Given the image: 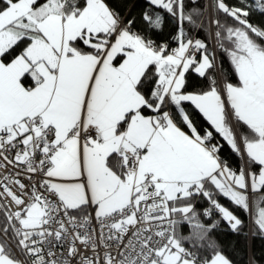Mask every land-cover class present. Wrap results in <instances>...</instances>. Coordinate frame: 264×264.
Masks as SVG:
<instances>
[{"label": "snow or ice", "instance_id": "snow-or-ice-1", "mask_svg": "<svg viewBox=\"0 0 264 264\" xmlns=\"http://www.w3.org/2000/svg\"><path fill=\"white\" fill-rule=\"evenodd\" d=\"M148 5L137 26L109 0H0V264H232L221 198L264 234V0H212L211 44L197 0ZM168 17L175 46L150 36Z\"/></svg>", "mask_w": 264, "mask_h": 264}, {"label": "trees", "instance_id": "trees-1", "mask_svg": "<svg viewBox=\"0 0 264 264\" xmlns=\"http://www.w3.org/2000/svg\"><path fill=\"white\" fill-rule=\"evenodd\" d=\"M112 7L118 10L121 15L125 17H131L138 22L137 26H140L141 14L145 11H150L151 8L148 5V0H109ZM186 3H190V0H186ZM200 6V11L203 12L202 23L205 25L202 29L192 31L191 34L197 38L205 39L209 44H211V39L209 37L208 21L210 16L214 15L212 9L208 10L207 0H197ZM230 5L239 6L240 0H227ZM212 4V0H209V5ZM223 20L224 18L221 17ZM250 21L257 26L264 27V15L252 14L250 16ZM229 24L231 20L227 21ZM177 24L176 20L168 17L164 26L163 31L150 33L152 39L157 43H170L175 46V41L172 40V36L176 34ZM12 57H8L7 60L10 61ZM221 69L224 77L231 82H236L234 71L226 56L220 54ZM207 86V80L199 78L192 75L189 79L186 88L188 91H198ZM151 87L148 85L146 91ZM186 110L192 115L198 126L200 127H210L207 122L203 120L202 116L196 112L192 106L185 104ZM217 139L220 138L217 136ZM221 143H224L221 141ZM222 159L227 161L230 166L235 170L239 165L238 157L231 151V149L224 144L222 151ZM220 202L232 210L242 221L241 231L239 234L232 232L226 222L221 221L218 228L213 234V238L217 241L220 250L223 254L232 262V264H264V234L257 231L256 226L253 223L254 213L251 215V220L249 223L248 213L241 209L232 206L226 199L221 198ZM205 207H210L206 201L200 200L197 203L198 209H203ZM214 219H219V215H215ZM184 234L188 233V228L185 226L183 228Z\"/></svg>", "mask_w": 264, "mask_h": 264}, {"label": "rangeland", "instance_id": "rangeland-1", "mask_svg": "<svg viewBox=\"0 0 264 264\" xmlns=\"http://www.w3.org/2000/svg\"><path fill=\"white\" fill-rule=\"evenodd\" d=\"M207 4H208V10H210L209 0H207ZM250 220H251V215H250Z\"/></svg>", "mask_w": 264, "mask_h": 264}, {"label": "water", "instance_id": "water-1", "mask_svg": "<svg viewBox=\"0 0 264 264\" xmlns=\"http://www.w3.org/2000/svg\"><path fill=\"white\" fill-rule=\"evenodd\" d=\"M191 106V105H190ZM248 220H249V223H250V215H249V213H248Z\"/></svg>", "mask_w": 264, "mask_h": 264}, {"label": "crops", "instance_id": "crops-1", "mask_svg": "<svg viewBox=\"0 0 264 264\" xmlns=\"http://www.w3.org/2000/svg\"><path fill=\"white\" fill-rule=\"evenodd\" d=\"M10 62V61H9Z\"/></svg>", "mask_w": 264, "mask_h": 264}]
</instances>
